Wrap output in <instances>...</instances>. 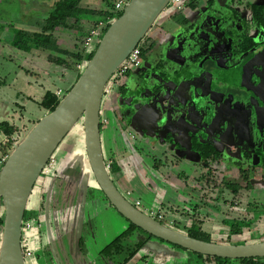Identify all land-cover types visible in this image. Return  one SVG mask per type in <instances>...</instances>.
Wrapping results in <instances>:
<instances>
[{"label":"flooded vegetation","instance_id":"1","mask_svg":"<svg viewBox=\"0 0 264 264\" xmlns=\"http://www.w3.org/2000/svg\"><path fill=\"white\" fill-rule=\"evenodd\" d=\"M184 2L176 15L162 20L172 18L183 27L182 35L157 39L150 33L139 66L113 76L106 87L104 96L109 98L112 91L113 97L104 106L102 100L100 129L108 171L118 188L117 176L131 162L139 159L142 171L135 176L141 178L145 171H160L163 159L166 166L172 160L196 164L199 178L220 175L226 188L237 173L239 181L232 183L240 187L239 194L253 192L255 178L264 180V27L256 25L253 14L243 16L235 9L239 4L247 10V0H228L221 10L215 0ZM143 143L150 146L148 151ZM114 163L118 172H112ZM58 166L56 160L48 176L57 178L49 180L46 191L60 187L65 179L74 185L71 196L80 200L81 210V181L88 176L83 162L75 159L61 171ZM89 189L100 190L97 183L87 185L85 209L101 201ZM40 200L44 212L37 230L47 245L52 235L48 228L60 216L50 215ZM136 234L133 248L147 238ZM154 248L150 241L141 250Z\"/></svg>","mask_w":264,"mask_h":264},{"label":"rangeland","instance_id":"2","mask_svg":"<svg viewBox=\"0 0 264 264\" xmlns=\"http://www.w3.org/2000/svg\"><path fill=\"white\" fill-rule=\"evenodd\" d=\"M56 1L0 0V25H12L18 29L39 32L41 31V23L52 12ZM178 1L177 5L171 2L161 17H164V14L166 16L168 14L169 17L176 15L178 8H184L185 0ZM227 1L215 0L216 8L224 9V4ZM104 2L105 0H83L82 4L93 8H105L106 3ZM247 2L249 4H261L264 3V0H247ZM234 7L243 16L252 15L249 9L246 10L239 4ZM200 8H205L202 1ZM161 17L149 31L147 37L152 32L156 34L157 39L160 36L172 35L177 37L182 35L183 27L172 18L163 22ZM91 18L96 21L99 20L98 16ZM82 19L85 20L83 23L77 26L69 25L63 31H57L53 34L52 40L62 52L40 50L37 52L38 54H35L36 50L31 52L20 50L14 42V35L8 29L2 33L0 39V80L5 81L7 85L0 86V121L8 120L11 125H29V128H32L31 121H40L46 115L45 111L35 101L39 100L48 90L62 89L66 93L75 85L79 75L84 70L79 71L77 69L79 64H76L75 68V58L65 53L78 54L81 52L88 56L96 51L105 34L100 33L95 37L93 45L85 47V38L93 25L91 27L89 25L90 16L85 15ZM147 37L140 42L138 46L140 49L149 46L148 41L146 42ZM58 58L67 63L70 62L71 67L56 64L55 61ZM85 61H83V65L86 68L88 62ZM27 70L35 71V75L30 74L26 78ZM28 80L34 83L33 86H29ZM109 95V98L104 96L103 106L106 101L111 102L112 91ZM3 98L14 100L19 106L12 103L6 106L2 113L4 104L8 102ZM83 133L81 121L67 136L60 148L56 150L53 157L59 165L58 171L72 165L75 159L81 160L85 172L88 173L87 178L83 179L81 183L96 186L86 158ZM25 134L26 131L22 130L20 137L23 138ZM4 139L5 136L0 134V143ZM144 144H141L143 149L148 151L150 146ZM196 160L199 162L198 158L194 159V161ZM162 161L164 164L160 171H145L144 177L141 178L135 176L142 169L139 166V159L131 162L129 167H125L123 172L118 174L120 184L118 183L117 186L133 205L139 199L143 204L142 207H139L141 211L147 215H150L151 210L156 213L159 212L165 216V223L168 226L173 228L177 223L175 228L183 232L192 228L193 217L194 219L198 218L203 223V230L212 235V240L223 243L227 240L228 227L233 219L248 220L254 218L256 221L251 230L244 229L243 236L234 237L232 242L248 244L264 241L263 178H255L253 192L251 189V191L243 192L242 195L237 196L224 186L220 175H215L212 178L201 177L202 180H200L201 178L197 176L196 172V168L199 166L197 167L196 164L187 165L184 162L176 164L169 160V166H166V161L164 159ZM126 163L128 162L126 161ZM230 170L228 165L227 171L230 172ZM133 177L136 178L133 179ZM56 178L53 174L50 176L41 175L39 182L43 181L47 185L41 187L40 199L42 198L50 215L60 217L57 223L48 228L52 235L51 239L48 238L46 247L37 251L32 258H27L26 263L32 264V261H35L36 264H76V262H72L69 255H76L85 261V264H119L122 262L127 253L138 242L139 236L137 234L123 241L126 254L105 257L100 252L128 229L127 220L114 207L100 198L101 201L99 200L97 205L88 204L86 206L84 220L81 224L78 205L80 200L71 196L74 190L72 183L70 184L63 179L61 180L63 184L60 187H52L51 190L46 191L49 180L56 181ZM228 180L230 182L239 181L238 174L236 173ZM38 190L37 187L35 191ZM126 190H130L131 195H127ZM162 202L165 205H162ZM253 208H258L256 209L258 211ZM29 213L30 211L27 210V214ZM30 214L29 217L32 218H39L40 216L38 212ZM3 217L4 213H2ZM225 219H227V224L224 225ZM185 226H188L187 229ZM152 242L156 248L153 249L155 253L151 264H206L188 250L177 249L169 243L158 240H152Z\"/></svg>","mask_w":264,"mask_h":264},{"label":"water","instance_id":"3","mask_svg":"<svg viewBox=\"0 0 264 264\" xmlns=\"http://www.w3.org/2000/svg\"><path fill=\"white\" fill-rule=\"evenodd\" d=\"M171 2L130 0L122 15L105 32L75 85L23 141L14 144L12 153L0 170V218L4 213L0 233V264H27L22 248V226L29 199L45 166L81 121L86 158L92 175L109 203L133 225L164 242L197 254L231 260L264 258V241L248 244L206 242L162 224L136 208L118 190L108 171L100 129L101 105L106 87ZM6 106L7 102L2 113ZM86 193L87 185L84 184L79 217L81 224Z\"/></svg>","mask_w":264,"mask_h":264},{"label":"trees","instance_id":"4","mask_svg":"<svg viewBox=\"0 0 264 264\" xmlns=\"http://www.w3.org/2000/svg\"><path fill=\"white\" fill-rule=\"evenodd\" d=\"M83 0H57L54 5L52 12L49 14V16L44 20V22L41 23L40 28L41 31H27L23 29H18L12 25H0V39L2 33L8 29L13 35H14V42L17 44V48L24 51H33V50H43V51H54V52H62L61 49H59V46L53 42L52 37L53 34L63 27H65L67 21L69 19H73L76 22H79L83 16H98V21H107L108 19L116 20L119 18L123 11L115 12V3L116 0H105L104 3H106V7L103 9L95 10V9H89L88 7L83 6L82 4ZM247 8L252 12L253 14V21L256 23L259 27H264V3H252L247 4ZM110 26V25H109ZM109 26L103 31V34L107 31ZM141 50V49H140ZM95 51L90 53L88 56L85 54L79 52L78 54H72V53H65L70 55L71 57L75 58V67L76 64H83V61L89 62L91 58L93 57ZM85 61V62H86ZM56 64L63 65L65 67L70 68V62H66L65 60L58 58L56 59ZM85 68V67H84ZM84 70V69H83ZM82 70V71H83ZM80 77V75H79ZM6 85L5 81L0 80V86ZM63 93L61 95H58L55 91H47L39 100L35 101L37 105L45 111L46 114L54 111V109L57 107L59 102L62 100V98L68 93ZM23 116V115H22ZM30 122V121H29ZM39 121L30 123L32 124V128H29V125H11L8 120L0 121V134L5 136V139L0 143V157L3 155H10L13 151V146L15 143H20L25 139V136L33 129V127L38 123ZM26 126V127H25ZM22 130L26 134L23 138H21V132ZM119 167L116 163H114L112 167V172H118ZM87 176V175H86ZM203 178V177H202ZM202 178L200 180H202ZM205 181V179H203ZM229 190L232 191L235 195H240V187L237 184H233L232 182H228L226 184ZM90 193H93V197L96 198H102L103 200L108 201L106 196L101 190L96 189H89ZM242 195V194H241ZM264 207V206H263ZM196 209V207H195ZM255 211H258L253 208ZM44 205L42 203L40 211H38L39 215H41L44 211ZM30 214V213H29ZM29 214H27V210L25 213L24 221H27L29 219H32V217H29ZM31 215V214H30ZM28 216V217H27ZM40 218V216H39ZM39 218H34L35 220L39 221ZM157 221H160L162 224L168 226L165 222L166 220H159L158 217H153ZM260 218V217H259ZM127 220V219H126ZM193 222L192 228L187 229L188 226H185L187 229L186 232H183L181 230H178L173 226L174 229L185 233L186 235L206 241V242H214L212 240V235L208 232H205L203 230V223L197 218H192ZM256 220L254 218L251 219H233V222H231L230 226L228 227V234H227V240L226 242H217L219 244H239V243H233L232 239L234 237H242L244 229L251 230L252 225L254 224ZM129 227L128 229L122 233L120 236H118L113 242H111L105 249H103L100 253L105 256L109 257L113 253L120 256L122 254H126V249L123 246V241L133 235L136 232L143 233L147 236L146 240L140 241L135 248H133L129 253H127V256L125 257L124 262L128 263L132 258H134L139 251L145 246L147 242H150L152 240H158L161 242H164L163 240H160L152 235L147 234L142 229L136 227L133 225L130 221H128ZM227 224V219L224 220V225ZM3 226V220L0 218V233ZM170 227V226H169ZM167 243V242H164ZM242 244V243H241ZM172 245L174 248L177 249H183L179 246ZM186 250V249H183ZM189 251V250H188ZM193 253L196 257L200 258L204 263L206 264H264V258H249V259H237V260H231V259H224L219 257H210L205 256L201 254L194 253L192 251H189ZM146 260V259H145ZM122 263V264H125Z\"/></svg>","mask_w":264,"mask_h":264},{"label":"built area","instance_id":"5","mask_svg":"<svg viewBox=\"0 0 264 264\" xmlns=\"http://www.w3.org/2000/svg\"><path fill=\"white\" fill-rule=\"evenodd\" d=\"M129 1L130 0H116L115 12L123 11L125 5L128 4ZM178 2H179L178 0H172V4H174V5H177ZM113 21L114 20L110 18L107 21L95 22V24L91 28L90 33L87 34V36L85 38V41H84L85 47H89V46L93 45L95 43V37L97 35H99L100 33H103V31L109 25H111V23ZM140 56H141V50L139 47H136L134 49V51L128 56V58L124 61V63L120 66V68L118 69V71L116 72L115 75H118V74L122 75V74L126 73L128 70H130L134 67H138L139 64L141 63ZM77 69L79 71H82L84 69V65L79 64L77 66ZM57 94L61 95L62 92L59 91V92H57ZM8 157H9V155H3L0 157V170H1V166H3L5 164ZM55 162H56L55 158L52 157L49 160L48 164L45 166L42 174L49 175L51 169L55 165ZM106 165H107V168H109L110 162H107ZM126 194L131 195L130 192H126ZM142 205L143 204L139 199H137L134 203V206L138 209H139V207H142ZM149 216L158 217L159 220H166L164 215H162L159 212L156 213L152 210L150 211ZM39 227H40V222L35 220L34 218L29 219L27 221H24V223H23V226H22V248H23L25 260L27 258H32L34 256L33 234H34L35 230L38 229Z\"/></svg>","mask_w":264,"mask_h":264},{"label":"crops","instance_id":"6","mask_svg":"<svg viewBox=\"0 0 264 264\" xmlns=\"http://www.w3.org/2000/svg\"><path fill=\"white\" fill-rule=\"evenodd\" d=\"M85 7H88L89 9H95V10H99V9H103V7L101 8H93V7H90V6H85ZM92 16H90V27L92 25L95 24V22H97L95 19L91 18ZM96 17V16H95ZM166 17V14H164V17H161L162 19H164ZM85 20L81 19L79 22H76L75 20L73 19H69L65 25V27L61 28V29H58L57 31H63L67 26L69 25H72L74 24L75 26L83 23ZM56 31V32H57ZM40 51V50H36L34 53L35 54H38L37 52ZM71 64V63H70ZM36 66V65H35ZM76 68V67H75ZM27 74H26V78L32 74V76L35 75V71L34 72H30L29 70L26 71ZM38 76V75H37ZM28 84L29 86H33V82L31 80H28ZM7 85V84H6ZM5 85V86H6ZM61 91L62 94L64 93V91L62 89H57L55 90V92H59ZM46 93V92H45ZM3 100H8L7 102V106L8 105H11L12 103H16V101L14 100H10L9 98H3ZM17 106H19L18 103H16ZM47 184H45L43 181L40 182L39 184V187H38V191H33L30 199H29V202H28V206H27V210L30 211V213H34V212H38L40 211V193L42 192L41 191V187H44L46 186ZM37 188V187H36ZM33 246H34V254L37 252V251H40L42 250V248L46 247V241L44 239V236L42 233H40L39 230H35L34 234H33ZM150 251V250H149ZM155 252H148V251H139V253L134 257L132 258L128 263H125L124 260H122V262H120L119 264H122V263H125V264H151L152 263V260H153V255H154ZM69 258H71L72 262H76V264H84L83 261L78 258L76 255H69ZM123 259V258H122ZM146 259V260H145ZM32 264H36V262L32 261ZM70 264V263H69Z\"/></svg>","mask_w":264,"mask_h":264}]
</instances>
